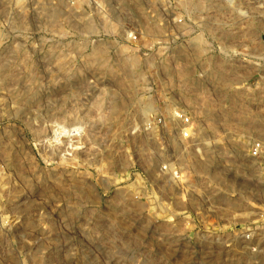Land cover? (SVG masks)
Here are the masks:
<instances>
[{"label":"rangeland","instance_id":"1","mask_svg":"<svg viewBox=\"0 0 264 264\" xmlns=\"http://www.w3.org/2000/svg\"><path fill=\"white\" fill-rule=\"evenodd\" d=\"M165 1L153 13L150 0H128L130 15L114 0H0V264H264V28L254 1L240 29L226 25L243 46L210 45L214 9L187 2L174 43L144 47L154 37L143 35L122 46L127 26L145 34L184 15ZM197 35L208 45L192 46ZM172 104L192 108L201 144L187 190L163 184L152 136Z\"/></svg>","mask_w":264,"mask_h":264},{"label":"built area","instance_id":"2","mask_svg":"<svg viewBox=\"0 0 264 264\" xmlns=\"http://www.w3.org/2000/svg\"><path fill=\"white\" fill-rule=\"evenodd\" d=\"M118 6L120 12L125 11L130 15L136 14L134 9L132 10L131 5L127 2L128 0L120 1L114 0ZM179 1L181 6L183 3L187 2V6H194L196 8H204L201 10L214 9V16H210L208 18L207 28L213 30L210 33L213 37V42L209 43L215 47H233L238 45H245L241 42L235 40L238 35L230 34L226 31V25H229L232 30L240 29V23L244 24V17L248 12V8H250V3L247 0H176ZM256 8V13L258 16V21L260 27L264 28V0H253ZM210 2V3H209ZM150 9L151 11L158 12L156 6L154 7V0H150ZM166 5L169 7L173 5L174 0H166ZM208 3V4H207ZM135 6V5H134ZM140 7V6H139ZM183 7L184 15L176 17L171 24L169 21L167 24H159V23H148L144 29L146 33L141 32V29H135L133 27L127 26L129 30L124 31L123 38L121 39V45L125 46L129 45H138L141 43L143 35H148L150 37L147 42H144V47H156L160 45H169L175 42L177 39V34L175 30H186L185 26L182 24L186 20V15L189 13L188 7ZM245 7V11L242 9ZM145 12V9L142 7L139 8ZM239 9V11H238ZM132 10V11H131ZM139 10V11H140ZM242 10V11H241ZM125 19L129 21H133V17L124 15ZM164 19V18H163ZM171 20V19H170ZM210 20L217 22L220 25H212L209 26ZM241 21V22H239ZM228 23V24H227ZM206 25V24H205ZM196 28L201 29V26L195 24ZM249 27V26H248ZM204 26L202 25V29ZM170 31L169 35L172 37V41L169 39L159 38V32ZM246 35V33H245ZM191 45L194 47H200L208 45L205 39L201 37V35H197L196 40L193 39ZM227 76V75H225ZM233 76V74H231ZM229 77V75H228ZM147 89L145 90L150 96L154 93V85L152 83L147 82ZM184 90H186L184 88ZM230 93V91H228ZM152 97V96H151ZM190 99V98H189ZM191 100V99H190ZM192 108L189 106L182 105H173L170 106V112L167 114H163L160 116H156L153 119V131L152 136L153 140L157 144V150L161 153L162 166L160 168V172L163 176V184L165 186H174L181 187L183 190H187L188 186L193 187L190 179L192 177V171L197 172V169L200 168V165L203 163V157L201 152V144L198 143V138L196 135L197 124L195 122V115L191 112ZM135 121L132 122L133 126H137ZM138 134L137 128L134 130L132 135L136 137ZM200 147V148H199ZM263 144L262 142H256L251 150L250 154L253 158H259L262 155ZM199 158V160H198ZM196 164L194 165V163ZM195 166H198L195 168ZM192 169V170H191ZM8 222H5V227H9L7 225Z\"/></svg>","mask_w":264,"mask_h":264},{"label":"bare ground","instance_id":"3","mask_svg":"<svg viewBox=\"0 0 264 264\" xmlns=\"http://www.w3.org/2000/svg\"><path fill=\"white\" fill-rule=\"evenodd\" d=\"M122 1H124V0H122ZM205 2H206V0H205ZM134 58V57H133ZM135 60V59H134ZM83 125V124H82ZM74 127L76 128V126L74 125ZM85 127V126H84ZM73 129V132H76V130H77V128L76 129ZM60 128L59 127H57L56 128V132H55V135H56V137H58V138H60V136H61V134H65V132L64 133H62V132H60ZM81 131V130H80ZM78 132H79V128H78ZM69 133V132H68ZM67 135V134H66ZM87 135V134H86ZM70 139V138H69ZM207 174H208V172H207ZM104 178V177H103ZM102 183H103V185L106 187V188H110V182H109V180H107L106 178H104L103 180H102ZM87 188L90 190L91 188H92V186L91 185H88L87 186ZM116 202H126V200H124V198H123V196H122V194L121 193H117L116 194ZM249 246V245H248Z\"/></svg>","mask_w":264,"mask_h":264}]
</instances>
